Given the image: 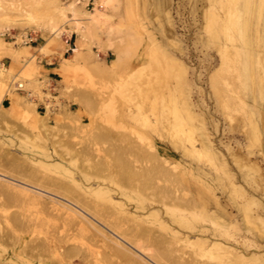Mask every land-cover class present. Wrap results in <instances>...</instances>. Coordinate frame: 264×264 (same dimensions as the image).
I'll return each mask as SVG.
<instances>
[{
  "label": "rangeland",
  "instance_id": "374dc122",
  "mask_svg": "<svg viewBox=\"0 0 264 264\" xmlns=\"http://www.w3.org/2000/svg\"><path fill=\"white\" fill-rule=\"evenodd\" d=\"M20 1L0 0V8L3 5L0 9V24H3L0 25V37L2 36L5 41L3 46L0 43V62L10 71L6 77L4 76L5 79L1 80L7 83V87L10 85L13 89L17 88L15 90L17 95L11 101L7 100L9 95L4 94L5 92L0 97V172L9 176L7 180L0 175V194L2 193L0 195V203H2L0 204V263L65 264L67 261L66 264H140L134 260L130 261L116 249L113 239L117 237L107 227L121 232L127 238L146 247L156 260H164L163 262L167 264H177V262L184 264L181 262L183 258L187 256L188 259L192 258L194 251L193 247L187 245L183 239H174L171 228L179 229L181 235L189 233L193 237L205 236L231 243L240 250L248 246V251H264V235L258 236V233L264 230V223L253 218V214L259 212L264 215V205H262L264 204V9L260 12V0H250L249 4H245V0H222L230 6L233 17L232 19L229 17L231 20L227 21L228 28L225 32L231 34L230 37L234 34L233 42L241 45L239 52L236 53L231 47L224 51L223 56L222 51L217 48L220 35L223 34L224 40L226 39L230 46L232 40L227 39L226 33H222L220 18H213L210 12V7L215 4L220 6L221 0H217V3L216 0H172L170 16L175 33L168 32L169 22L163 15L164 12L157 8L154 0H120L118 7L108 9L110 15L103 17L102 24L94 26L93 36L88 44H80L75 32L69 34L64 30L61 33L63 36L57 37L51 32L42 33L36 25L30 26L16 21L20 8L27 6L26 2H31V0H22L24 4ZM63 1L69 3L72 0ZM92 1L90 7H93ZM10 3L13 4L12 8ZM30 4L27 8L34 9L37 13L45 14L50 10V13L55 12L53 6L50 8L51 5H47L46 2L35 7L33 5L36 4ZM6 6L7 10H5ZM243 6L246 12L249 11V15L243 10ZM11 13L13 15L10 17ZM241 14L243 18L245 17V23L242 21L243 18L241 19ZM6 15L9 17H5ZM12 17L17 19L12 20ZM5 18L8 20L6 21ZM67 19L60 20L59 25L63 26V29L71 28L73 24L69 17ZM6 25L9 27L5 28ZM25 33L26 35L32 33L35 40L25 42ZM173 34L175 38L171 36ZM176 38L181 40L178 41ZM168 42L178 43L182 49L178 46L175 48V44L172 46ZM21 47L23 48L20 49ZM77 50L80 51V56L74 61L73 56ZM114 51H119L121 54V59L117 62L112 61ZM92 52L94 55H90ZM167 53L170 54V59ZM56 55L59 58L60 68L55 69L56 74L53 75L42 64L46 60L49 65L56 64L53 60ZM108 63L111 67L107 65ZM47 78H50L47 83L40 82V80H48ZM18 81L24 83V89L33 90L34 96H30L26 90L18 89ZM27 98H32L37 103L38 113L28 109L30 108L28 105V108H25L28 103ZM20 100L22 103H19ZM16 102L19 103V111L13 108ZM40 130H43L44 134H40L42 133ZM203 130L209 134L218 150L227 157L226 160L231 167L230 172L237 182L246 187L249 195L256 196V201L248 207L249 213L245 209L240 211L238 208V205L241 206L245 202V196L240 192L232 194L230 188L221 184L219 176H225L221 167H217L214 165L215 162H210L206 156L198 155L196 152L189 155L190 158L187 157L183 144L180 145L183 139H186L187 145H190L188 140L200 138L199 134ZM196 143L199 144V141ZM229 147L238 154L240 164L233 160ZM44 149L47 150L44 153L46 156L42 154ZM245 157L249 160L246 161ZM255 164L259 169L255 170ZM166 168H169V174ZM247 175L261 177L257 179L259 178L257 176V183L256 181L253 183L256 179L248 178ZM224 179L226 183L229 181L228 178ZM23 181L45 186L44 188L49 191L69 199L72 197L76 203L80 197L82 204L80 202L78 204L90 213L86 216L93 224L106 232L107 239H104L91 225L79 222L80 218L73 216L69 213L71 212L69 209L55 202L51 193L42 195L39 200L25 195L21 189ZM96 186L107 190L111 200L98 199L93 190ZM223 189H226L227 193L222 191ZM88 198L93 203L90 206L86 204H90V201L85 202ZM93 200L99 203L94 205ZM171 200L177 201L178 205ZM59 206L61 213L58 210ZM51 207L54 210L48 213L52 210ZM74 207L80 209L78 206ZM148 211L158 212L159 220ZM182 212L184 214H181ZM196 213L204 217L201 218ZM176 214L177 217H180V214L187 217L190 227L187 228V225L183 227L179 221L176 222ZM23 215L32 218L28 216V220ZM91 215L101 220L104 225ZM15 216H19V220L16 221ZM20 218L26 221L22 222ZM226 219L233 220L234 223L226 225ZM65 220L69 222L66 223L68 226L64 225ZM12 224L14 227L9 226ZM137 226H140L141 230ZM163 226H166V229ZM143 227L144 229L152 227L150 233L149 229L146 230L148 235ZM134 229L139 232H135ZM75 233L78 235L75 236ZM63 235L67 237L63 238ZM38 237L39 241H37ZM54 237L59 239L58 243L55 242L58 239ZM163 237L169 243H166ZM228 237L231 240H228ZM5 238L9 239L10 244L6 245ZM40 238L43 241L50 239L49 249L46 242L42 243L46 245L44 247L46 249L40 245ZM67 238L69 241H66ZM244 241H246L245 246L242 243ZM55 243L57 245H54ZM31 244L33 248L37 245L36 250H32ZM99 244L104 253L98 249ZM258 244L262 246L261 249L257 247ZM39 245L43 249L39 248ZM112 245L115 249H112ZM177 245L180 249H175ZM55 247L57 248L54 251ZM92 248H95V251ZM187 248L189 251H185ZM29 252L31 255L28 254ZM100 253L102 254L99 255ZM161 253L166 257L163 258ZM41 254L47 257L42 259ZM200 256L199 260L201 263L204 262L203 264L218 262L215 255L213 257L206 253ZM96 257L98 262L95 261ZM107 260L112 262L109 263Z\"/></svg>",
  "mask_w": 264,
  "mask_h": 264
},
{
  "label": "bare ground",
  "instance_id": "6f19581e",
  "mask_svg": "<svg viewBox=\"0 0 264 264\" xmlns=\"http://www.w3.org/2000/svg\"><path fill=\"white\" fill-rule=\"evenodd\" d=\"M13 1V0H12ZM30 1V0H29ZM219 1V0H218ZM217 0H216V3L218 2ZM246 1V3L245 4H249L250 3V0H245ZM244 1V2H245ZM2 2V1H1ZM17 2V1H16ZM19 2V1H18ZM20 2H23L22 0L20 1ZM42 2H46V4L48 5V4H50L49 6H50V8L53 6V8L55 9V12L54 13H50L51 12V10H50V8L48 9V10H50V12L48 11V13H45V14H42V12L41 13H37L34 9H32V10H30L29 8H30V6H31V4L30 3H33V4H36V5H33L34 7L35 6H38V5H40ZM94 4H93V7L91 6L90 7V4H91V0H72L71 2H69V3H66V2H64L63 0H31V2L29 3V2H26L27 3V6H28V4H30L29 5V8H27V6L26 5H22V7H24V8H20V10H19V16L16 18V19H14L13 17V19L12 20H16V21H18V22H22V23H25V24H28V25H36V27L38 28V30H40L42 33H45V32H51V33H53V34H55V36H57V37H60V35H61V33H63L64 32V30L65 31H67V32H69V34H71L72 32H73V34H74V32L75 33H77V40H78V42L80 43V44H82V43H87L88 44V42L90 41V39L92 38V36H93V29H94V26L96 25L97 26V24L99 25V23H101L102 24V22H103V17L105 16V17H108L110 14L108 13V9H111V8H116V7H118L119 6V3H120V0H93L92 1ZM154 2H155V5L157 6V8H159V9H161L163 12H164V16H165V18L167 19V21L169 22V26H170V28H168L170 31H168V32H171V33H175L174 32V29H173V24H172V20H171V16H170V9H171V5H172V0H154ZM212 2V1H211ZM214 2V1H213ZM212 2V3H213ZM3 4H4V2H2ZM7 3V2H6ZM9 3V2H8ZM24 3V2H23ZM11 4V3H10ZM25 4V3H24ZM213 4H215V3H213ZM1 5V4H0ZM6 5H9V4H6ZM12 6H11V8L13 7V4H11ZM19 5V4H18ZM216 5V4H215ZM211 6L210 7V12H211V14H212V16H213V18H216L217 17V19L218 18H220V28H221V30H222V33L224 32V34L226 33L225 32V29H227L228 28V25H227V21L231 18H233L232 16H231V9H230V6L229 5H226V3L224 2V1H222L221 0V2H220V6ZM3 6V5H2ZM2 6H1V8H2ZM10 6V5H9ZM16 6H17V3H16ZM32 6V7H33ZM45 6V5H44ZM210 6V5H209ZM248 6V5H247ZM33 7V8H34ZM0 8V9H1ZM16 7H14L13 9H15ZM40 8V7H39ZM45 8V7H44ZM43 8V9H44ZM48 8V7H47ZM209 8V7H208ZM243 8H244V6H243ZM9 9V8H8ZM38 9V8H37ZM36 9V10H37ZM259 9H260V12H261V10H263L264 9V0H260V5H259ZM4 10V9H3ZM5 10H7V6L5 7ZM4 10V11H5ZM116 10V9H115ZM207 10V9H206ZM205 10V11H206ZM245 12H246V9L244 8L243 9ZM242 10V11H243ZM1 11V10H0ZM3 11V12H4ZM10 11V10H9ZM15 11H16V9H15ZM43 11V10H42ZM112 11V10H111ZM7 12V11H6ZM11 12V11H10ZM46 12V11H45ZM14 13V12H13ZM209 13V12H208ZM248 13V14H247ZM0 14H1V12H0ZM7 14V13H6ZM242 14H243V12H242ZM241 14V15H242ZM246 14L247 15H249V11L248 12H246ZM245 14V15H246ZM11 15H13L12 13L10 14V17H11ZM246 15V16H247ZM1 16H3V13H2V15ZM5 17H9V16H5ZM70 18L72 21H73V24H72V26H71V28H65L64 27V29H63V26H60L59 24H61L60 23V20L62 21V20H64V19H67V18ZM230 17V18H229ZM240 17V16H239ZM239 17H238V19H239ZM4 18V17H3ZM110 18V17H109ZM210 18H211V15H210ZM243 18V15H242V17H241V19ZM245 18V17H244ZM244 18H243V22L245 23V21H244ZM7 18H5V20H6ZM212 19V18H211ZM230 19V20H231ZM8 20V19H7ZM6 20V21H7ZM12 20H11V22H12ZM68 20V19H67ZM235 20V19H234ZM240 20V19H239ZM68 21H70V20H68ZM210 21V20H209ZM213 21V20H212ZM217 21H219V20H217ZM215 22V21H214ZM234 23H235V21H233ZM240 22V21H239ZM7 23V22H6ZM21 23V24H22ZM70 23H72V22H70ZM210 23V22H209ZM242 23V22H241ZM240 23V24H241ZM211 24V23H210ZM210 24H208V26L210 25ZM213 25H214V23H212ZM216 24V23H215ZM231 24V23H230ZM236 24V23H235ZM237 24H239V23H237ZM0 25H3V24H0ZM64 25V24H63ZM68 25V26H69ZM242 25V24H241ZM15 26V25H14ZM25 26V25H24ZM66 26V25H65ZM216 26V25H215ZM215 26H214V28H215ZM219 26V25H218ZM237 26V25H236ZM9 27V25L7 26L6 25V27L5 28H8ZM11 27V26H10ZM99 27V26H98ZM97 27V28H98ZM243 27H244V25H243ZM2 28V27H1ZM213 28V27H212ZM218 28V27H217ZM220 28H219V30H220ZM230 28V27H229ZM3 29V28H2ZM37 30V31H38ZM218 30V29H217ZM218 30V31H219ZM212 31H213V29H212ZM216 31V30H215ZM218 31H216V32H218ZM226 31H228V30H226ZM66 32V33H67ZM220 33H221V31H219ZM230 32V31H229ZM228 32V33H229ZM2 33H3V31H2ZM171 33H169V34H171ZM220 33H217V34H220ZM25 35H26V33H25ZM230 35L231 34H227L226 33V37H227V39H230V41L232 40V45L230 46V44H228L225 40H224V37H223V34L222 35H220V40L218 41L219 43V46L217 47L218 49H219V51L221 50L222 51V56H223V53L225 54V52L227 51V50H229L231 47H233V50L237 53V52H239V48H241V45H240V43H234L233 41H234V39H235V37H233L234 36V34H233V36H231L230 37ZM61 36H63V35H61ZM109 36V35H108ZM173 38H175L174 36V34L173 35H171ZM108 38V37H107ZM171 38V37H170ZM173 38H171V39H173ZM180 38V37H179ZM61 39V38H60ZM110 39V38H109ZM178 41H180L178 38H176ZM15 40V39H14ZM169 40V39H168ZM244 40V39H243ZM25 41V40H24ZM174 41V40H173ZM5 41L3 40V38H2V36L0 37V43L2 44V46H3V43H4ZM26 42V41H25ZM175 42V41H174ZM15 43V42H14ZM13 43V44H14ZM169 43V42H168ZM171 43V42H170ZM169 43V44H170ZM217 43V42H216ZM0 44V45H1ZM109 44H111V43H109ZM173 44H175V48H177V46L180 48V49H182L181 48V46H180V44H176V43H173ZM173 44H170V45H172L173 46ZM246 44V43H245ZM157 46H158V44H156ZM182 45V44H181ZM17 46V45H16ZM1 47V46H0ZM163 47V46H162ZM4 48V47H3ZM2 48V49H3ZM23 47H21L20 49H22ZM88 48V47H87ZM159 48H160V46H159ZM164 48V47H163ZM162 48V49H163ZM178 48V49H179ZM6 49H7V47H6ZM14 50V49H13ZM164 50V49H163ZM2 51V50H1ZM3 51H5V48H4V50ZM8 51V50H7ZM15 51V50H14ZM13 51V52H14ZM225 51V52H224ZM16 52V51H15ZM163 52H165V51H163ZM168 52V51H167ZM94 55V53L92 52L90 55ZM97 54V53H96ZM168 54V53H167ZM22 55V54H21ZM165 55V54H164ZM169 55L170 54H168V58H169ZM19 56V55H18ZM79 56H80V51L79 50H77L76 52H75V54H74V56H73V58H74V61L75 60H77L78 58H79ZM173 56V55H172ZM175 57V56H174ZM93 58V57H92ZM96 58V57H95ZM121 59V54H120V52L119 51H114L113 52V57H112V61H119ZM170 59V58H169ZM173 59V58H172ZM97 60V59H96ZM100 60H101V58H100ZM180 60V59H179ZM224 60V59H223ZM34 61V60H33ZM94 61V60H93ZM173 61H175V59H173ZM178 61V60H177ZM31 62H32V60H31ZM71 62V61H70ZM14 63V62H13ZM97 63V62H96ZM96 63H94V64H96ZM103 64V63H102ZM179 64H180V61H179ZM182 64H183V62H182ZM105 65V64H104ZM109 67H111V64H107ZM181 65V64H180ZM13 67V66H12ZM101 67V66H100ZM186 67V66H185ZM184 67V68H185ZM103 68V67H102ZM106 68V67H105ZM217 70V69H216ZM9 69L8 68H6L4 65H3V63L2 62H0V97H2L3 96V93L4 94H6L7 93V100L9 101H11L12 99H14V97H16V95H17V92L15 91L17 88L15 87V89H13V87H11L10 85L7 87L6 86V84L7 83H5L3 80H1L2 78H4V76L6 77V75H8L9 74ZM211 73V72H210ZM212 74V73H211ZM211 76H213V75H211ZM210 77V76H209ZM215 78V77H214ZM5 79V78H4ZM48 80H46V79H44V80H40V82L41 83H43L44 84V82L45 83H47V81H49V79L50 78H47ZM13 80V79H12ZM213 80V79H212ZM19 82V81H18ZM16 85V84H15ZM19 85H22V86H24V83L23 82H19L18 83V87H19ZM47 87H49V84L47 85ZM29 90V89H28ZM33 90H30L29 91V95L30 96H32L34 93L32 92ZM40 93V92H39ZM47 93V92H46ZM38 95H40V94H38ZM21 96V95H20ZM26 96V95H25ZM34 96V95H33ZM51 97V96H50ZM20 98H22L23 99V96H21ZM24 100V99H23ZM22 100V101H23ZM15 101V100H14ZM17 101V100H16ZM26 102H28L27 104H26ZM24 104H26V107L25 108H28V107H30V108H28V109H31L32 111H35L36 113H38L37 112V108H36V102L34 101V99H32V98H30V99H28L27 98V101H26ZM12 103H14V102H12ZM19 103H22L21 102V100L19 101ZM19 103L18 102H16V104H15V106L13 107L14 109H16V110H20V106H19ZM27 105H28V107H27ZM205 105V104H204ZM48 106V105H47ZM49 107V106H48ZM202 107V106H201ZM51 108V107H50ZM203 108H204V106H203ZM53 109V108H52ZM51 109V110H52ZM23 112V111H22ZM46 115V114H45ZM27 117H29V115H26ZM48 117V116H47ZM47 117H45V119L47 118ZM32 119V118H31ZM42 119H43V116H42ZM33 120V119H32ZM46 122V121H45ZM44 126H46V125H44ZM36 127V126H35ZM39 130V129H38ZM42 131V133H40V134H44L43 133V130H40V132ZM208 131V130H207ZM38 132V131H37ZM40 136V135H39ZM42 136V135H41ZM199 136H200V138H193V139H191V140H188L189 141V143H190V145H187V143H186V139H183L182 141L180 140V139H177V140H180L181 142H180V145H182L183 147H184V150H185V153H187L188 155H187V157L189 156V155H191L192 153L193 154H198V155H203V156H206L207 157V160H209L210 162H215L214 163V165H216L217 167H221L223 170H224V174H225V176L224 177H222V176H219V178H220V181H221V184L222 185H224L225 187L227 186L228 187V189L230 188V192L233 194V193H237V192H240L242 195H244L245 197H244V203L241 205V206H239L238 205V208L240 209V211H242V210H244L245 209V211H247L248 210V207H249V205H251V203L252 202H254V201H256V196H253L252 194L251 195H249L248 193H247V190H246V187H244L242 184H239V182H237V180H236V178H234V175L230 172L231 170V167H229V164H228V161L226 160L227 159V157H225L219 150H218V148H217V146L215 145V143H214V141L212 140V138L209 136V134L205 131V130H203V131H201L200 132V134H199ZM180 138V137H179ZM220 138H222V137H220ZM172 141V140H171ZM196 141H199V144H197L196 143ZM217 141V140H216ZM229 141V140H228ZM150 142V141H149ZM222 142H223V140H222ZM173 143V142H172ZM182 143V144H181ZM174 144V143H173ZM179 144V143H178ZM229 144V143H228ZM232 144V143H231ZM175 145V144H174ZM233 145V144H232ZM137 146V145H136ZM140 146H142V145H140ZM172 146V145H171ZM234 146V145H233ZM173 147H175V146H173ZM172 147V148H173ZM137 148V147H136ZM145 148V147H144ZM176 148H178V147H176ZM230 148V154H231V156L233 157V160L235 159V161H238V163L240 164V160H239V156H238V154L231 148V147H229ZM139 149H140V147H139ZM180 149V148H179ZM178 149V150H179ZM240 150H241V147L239 148ZM137 150V149H136ZM141 150L144 152V150L141 148ZM146 150V149H145ZM243 150V149H242ZM251 149H249V151H250ZM45 151H47V150H45L44 149V152H42V154H44V153H46ZM137 151H139V150H137ZM157 151V150H156ZM227 151V152H228ZM238 151V150H237ZM247 151V150H246ZM136 152V151H135ZM143 152H140L141 154L143 153ZM147 152V151H146ZM183 152V151H182ZM196 152V153H195ZM225 152V151H224ZM239 153H240V151H239ZM259 153V152H258ZM261 153V152H260ZM48 154L49 153H47V156H48ZM138 154V153H137ZM144 154V153H143ZM151 154V153H150ZM243 154V153H242ZM241 154V155H242ZM45 155V154H44ZM147 155V154H146ZM153 155V154H152ZM186 155V154H185ZM250 155V154H249ZM248 155V156H249ZM46 156V155H45ZM141 156V155H140ZM243 156H244V154H243ZM251 156V155H250ZM142 157H146V156H142ZM148 157H149V155H148ZM162 157H163V155H162ZM161 157V158H162ZM167 158V157H166ZM189 158H190V156H189ZM241 158V157H240ZM243 158V157H242ZM241 158V159H242ZM247 157H245V159H246ZM231 159V158H230ZM245 159H244V161H245ZM166 160H168V159H166ZM201 160V159H200ZM219 160V161H218ZM247 160H249V159H246V161ZM254 161H256V160H254ZM254 161H252V163L254 162ZM161 162H162V160H161ZM233 163H234V161H233ZM237 163V162H236ZM242 163V162H241ZM252 163H249V165L250 164H252ZM199 164V163H198ZM246 164H248L247 162H246ZM161 165V164H160ZM235 165H237V164H235ZM254 165V164H253ZM256 165V164H255ZM58 166H60V165H58ZM163 166H166L167 167V165H163ZM163 166H162V170L164 169L163 168ZM175 166V165H174ZM203 166V165H202ZM231 166V165H230ZM240 166H242V165H240ZM204 167V166H203ZM243 167V166H242ZM248 167V166H247ZM253 167V166H252ZM205 168V167H204ZM220 168V169H221ZM237 168H239L238 166H237ZM256 168H257V165L255 166V170H256ZM167 170H166V172H168V170H169V168H166ZM199 169V168H198ZM201 169V168H200ZM249 169H251V167L249 166ZM257 169H259V168H257ZM136 170V169H135ZM238 170H240V169H238ZM244 170V169H243ZM163 172H164V170H163ZM242 172V171H241ZM234 173V172H233ZM246 173V172H245ZM258 173H260V172H258ZM168 174H169V172H168ZM243 174V173H242ZM247 174V173H246ZM0 175L4 178V179H7L8 180V178H9V176L8 175H6L5 173H2V172H0ZM201 175V174H200ZM238 175V174H237ZM244 175V174H243ZM248 175H249V173H248ZM248 175H247V177H248ZM261 175V174H260ZM8 176V177H7ZM207 176V175H206ZM245 176V175H244ZM258 176V175H257ZM257 176H249L248 178H252V179H256L257 178ZM175 177V176H174ZM205 177V176H204ZM212 177V176H211ZM259 177V176H258ZM261 177V176H260ZM260 177L259 178H257V179H260ZM12 178V177H11ZM10 178V179H11ZM224 178H228L229 179V181H228V179H226L228 182L226 183L225 182V179ZM14 179V178H13ZM176 179V178H175ZM257 179L256 180H254L253 181V183L256 181V183H257ZM217 180H218V178H217ZM250 180V179H249ZM5 181V180H4ZM11 181H12V179H11ZM15 181H17V180H15ZM220 181H218V185L220 186ZM246 181V180H245ZM9 183V182H8ZM13 183V182H12ZM15 184V183H14ZM19 184V183H18ZM77 184V183H76ZM3 185H4V183H3ZM3 185H2V187H3ZM174 185V184H173ZM221 185V186H222ZM247 185V184H246ZM259 185H260V183H259ZM8 186H10V185H8ZM102 186V185H101ZM220 186V187H221ZM257 186V185H256ZM261 186H263V185H261ZM1 187V186H0ZM18 187V186H17ZM45 186H43V187H41V185L39 186V185H36L35 183H32V182H29V181H23V184H22V187H21V189H22V192L25 194V195H27L28 197H30V198H32V199H34V200H39V197H41L42 195H44V194H46V193H48V194H52V198H54L53 200L55 201V202H58V203H60V204H62L64 207H66L67 209H69L71 212H69L70 214L72 213V215L73 216H78L79 218H80V221L79 222H82V224L84 223V224H87V225H91L95 230H97L99 233H100V235L104 238V239H107V234H106V232L104 231V230H102L99 226H97V225H95V224H93V222L91 221V219L90 218H88L86 215H90V213L88 212V211H86V209H84V208H82L81 207V205H79L78 204V202H80V200H82V199H80V197H79V201L76 203V201H73V199H72V197H71V199H69V198H66V197H63V196H61V195H58L57 193H54V192H52V191H49L48 189H46V188H44ZM90 187V186H89ZM103 187V186H102ZM175 187V186H174ZM178 187V186H177ZM176 187V188H177ZM224 187V188H225ZM251 187V186H250ZM80 188V187H79ZM109 188V187H108ZM173 188V187H172ZM171 188V189H172ZM223 187H221V189H222ZM259 188H261V187H259ZM258 188V189H259ZM8 189V188H7ZM107 189V188H106ZM160 189V188H159ZM171 189H169L170 191H171ZM227 189V190H228ZM251 189H253L252 187H251ZM256 189V188H255ZM94 190V192H95V194H96V196L98 197V199L99 198H109L110 199V197H109V194H108V191L107 190H105L104 188H101V187H99V186H96V188H94L93 189ZM154 190V189H153ZM176 190V189H175ZM260 190V189H259ZM6 191V190H5ZM15 191V190H14ZM56 191V190H55ZM155 191H156V189H155ZM222 191H226V189H223ZM7 192V191H6ZM119 192H121V190L119 191ZM152 192H154V191H152ZM3 193H5V192H3ZM84 193V192H83ZM177 193V192H176ZM180 193V192H179ZM226 193H227V191H226ZM239 193V194H240ZM2 194V193H1ZM0 194V195H1ZM7 194H10V193H8L7 192ZM12 194V193H11ZM16 194V193H15ZM66 194V193H65ZM82 194V193H81ZM85 194V193H84ZM94 194V193H93ZM112 194V193H111ZM117 194H119V193H117ZM130 194V193H129ZM151 194V193H150ZM172 194V193H171ZM224 194V193H223ZM240 194V195H241ZM67 195V194H66ZM156 195V194H155ZM159 195V194H158ZM177 195H179V194H177ZM235 195V194H234ZM85 196H87L86 194H85ZM85 196H84V198H85ZM94 196V195H93ZM125 196H127V194L125 195ZM152 196V195H151ZM160 196V195H159ZM159 196H157V197H159ZM175 196V195H174ZM20 197V196H19ZM68 197H69V195H68ZM78 197V196H77ZM81 197H83V195H81ZM89 197V196H88ZM118 197H120V196H118ZM129 197V196H128ZM156 197V196H155ZM177 197H179V196H177ZM176 197V198H177ZM220 197V196H219ZM260 197V196H259ZM76 198V197H75ZM152 198V197H151ZM160 198V197H159ZM165 198V197H164ZM170 198V197H169ZM218 198V197H217ZM86 199V198H85ZM85 199H83V200H85ZM90 198H88V200H85V202L86 201H90L89 200ZM109 199H107V201L109 200ZM130 199V198H129ZM171 199V198H170ZM178 199V198H177ZM176 199V200H177ZM222 199V198H221ZM220 199V200H221ZM237 199V198H236ZM64 200H65V202H64ZM106 200V199H105ZM111 200V199H110ZM124 200V199H123ZM141 200H142V197H141ZM154 200V199H153ZM183 200V199H182ZM181 200V201H182ZM185 200H187V199H185ZM224 200V199H223ZM233 200H235V199H233ZM94 201V205H95V203H97V202H95V200H93ZM146 201V200H145ZM160 201V200H159ZM172 201V200H171ZM112 202V201H111ZM168 202H169V200H168ZM186 202V201H185ZM234 202V201H233ZM260 202H261V200H260ZM40 203V202H39ZM48 203V202H47ZM46 203V205H48ZM49 203H50V201H49ZM99 203V202H98ZM121 203V202H120ZM148 203V202H147ZM146 203V204H147ZM154 203V202H153ZM152 203V204H153ZM172 203H175V205L177 204V201H175V202H173L172 201ZM179 203V202H178ZM189 203V202H188ZM219 203V202H218ZM232 203V202H231ZM256 203V202H255ZM262 203V202H261ZM1 205H2V203H0ZM28 204V203H27ZM32 204V203H31ZM30 204V205H31ZM34 204V203H33ZM80 204H82V201L80 202ZM85 204V203H84ZM87 205H91V204H93L92 203V200L90 201V204H88V203H86ZM85 204V205H86ZM101 204V203H100ZM105 204H107V203H105ZM113 204V203H112ZM115 204V203H114ZM126 204H128V203H126ZM167 204V203H166ZM169 204H171L170 202H169ZM180 204H181V202H180ZM253 204V203H252ZM257 204V203H256ZM34 205H36V204H34ZM55 205V204H54ZM78 206L80 209H78V208H75L74 206ZM133 205V204H132ZM142 205H144L143 203H142ZM174 205V204H173ZM173 205H171V206H173ZM178 205V204H177ZM236 205V204H235ZM258 205V204H257ZM256 205V206H257ZM262 205H264L263 203H262ZM38 206V205H37ZM49 207H50V205H48ZM102 206V205H101ZM139 206H140V204H139ZM184 206L186 207V205L184 204ZM203 206V205H202ZM49 207H47V208H49ZM98 207V206H97ZM100 207V206H99ZM98 207V208H99ZM102 207H104V206H102ZM106 207V206H105ZM123 207V206H122ZM143 207V206H142ZM168 207H169V205H168ZM213 207V206H212ZM211 207V208H212ZM45 208H46V206H45ZM93 209H94V207H92ZM101 208V207H100ZM108 208V207H107ZM109 208H111V207H109ZM120 208V207H119ZM145 208H147L146 206H145ZM170 208V207H169ZM168 208V209H169ZM175 208H177V207H175ZM179 208H181V205H179ZM190 208V207H189ZM229 208V207H228ZM51 209H52V207H51ZM60 209V206H59V208H58V210ZM62 209V208H61ZM122 209V208H121ZM137 209V208H136ZM142 209V208H141ZM154 209V208H153ZM152 209V210H153ZM156 209V208H155ZM171 209V208H170ZM188 209V208H187ZM191 209V208H190ZM195 209V208H194ZM251 209V208H250ZM46 210V209H45ZM54 209H52V210H49L50 212H48V213H51V211H53ZM88 210V209H87ZM103 210V209H102ZM151 210V211H152ZM166 210V209H165ZM174 210V212H176L175 211V209H173ZM238 210V209H237ZM60 211V210H59ZM62 211V210H61ZM61 211H60V213H61ZM128 211V210H127ZM147 211V210H146ZM149 212V213H151V215L153 214V216L155 215V217L159 220V215H158V212ZM167 211V210H166ZM170 211V210H169ZM179 211V210H178ZM184 211V210H183ZM186 211H188V210H186ZM185 211V212H186ZM192 211H193V209H192ZM191 211V212H192ZM216 211V210H215ZM244 211V212H245ZM258 211V210H257ZM64 212V215H65V211H63ZM101 213H102V211H100ZM100 212H99V214H100ZM142 212V211H141ZM181 212V211H180ZM179 212V213H180ZM189 212V211H188ZM197 212V211H196ZM209 213L211 212V211H208ZM55 213V212H54ZM53 213V214H54ZM60 213H58V214H60ZM103 213H104V211H103ZM109 213V212H108ZM170 213H172L171 211H170ZM240 213V212H239ZM247 213H249V211H247ZM52 214V215H53ZM181 214H184L183 212L181 213ZM180 214V217H177V214H176V217H177V219L175 218V221L177 222V221H179L180 222V224L183 226V227H185L186 225H187V228H188V226L190 227V225H189V222H188V218L187 217H185L184 215H181ZM197 214V213H196ZM213 214V213H212ZM51 215V216H52ZM63 215V214H62ZM68 215V214H67ZM101 215V214H100ZM150 215V214H149ZM198 215V214H197ZM248 215V214H247ZM26 215H23V217H25ZM29 215H27L25 218H27ZM53 216H55V215H53ZM91 216H93V215H91ZM102 216H104V215H102ZM106 216V215H105ZM108 216V215H107ZM109 216H110V213H109ZM146 216H147V214H146ZM152 216V217H153ZM188 216V215H187ZM199 216V215H198ZM197 216V217H198ZM243 216V215H242ZM15 217H17V216H15ZM14 217V218H15ZM19 217V216H18ZM15 218L16 219V221L17 220H19V218ZM20 217H22V215L20 216ZM31 216H29V218H30ZM50 217V216H49ZM56 218H57V216H55ZM60 217V216H59ZM64 217V216H63ZM67 217H69V215L67 216ZM114 217V216H113ZM140 217H142V216H140ZM199 217H201V218H203L202 217V215L201 216H199ZM208 217V216H207ZM25 218H22V219H25ZM32 218V217H31ZM30 218V219H31ZM70 218V217H69ZM93 218H95L94 216H93ZM147 218H149V217H147ZM164 218V217H163ZM233 218V217H232ZM253 218H256L257 220H259L260 222H262V223H264V215L262 214V213H257V214H253ZM28 219V218H27ZM44 219V218H43ZM46 219H48L47 217H46ZM46 219L44 220V221H46ZM50 219V218H49ZM66 219V218H65ZM108 219V218H107ZM117 219V218H116ZM172 219V218H171ZM191 219V218H190ZM234 219V218H233ZM4 220V219H3ZM29 220V219H28ZM33 220V219H32ZM31 220V221H32ZM61 221H62V219H60ZM67 220H70V219H67ZM77 220V219H76ZM95 220H97L99 223H101V224H103L102 222H101V220H99V219H97V218H95ZM144 220H145V218H144ZM20 221H26V220H21V218H20ZM30 221V222H31ZM105 221V220H104ZM109 221V220H108ZM162 221H163V219H162ZM225 221V220H224ZM32 222H34V221H32ZM47 222H48V220H47ZM139 222V221H138ZM161 222V221H160ZM220 222V221H219ZM237 222V221H236ZM18 223H20L19 221H18ZM35 223V222H34ZM66 223H69V222H67L66 220H65V223H64V225L66 224ZM115 223V222H114ZM120 223V222H119ZM163 223H165V222H163ZM231 223H234V221L233 220H230V219H226V222H225V224L226 225H229V224H231ZM1 224V223H0ZM22 224V223H21ZM61 224H63L62 222H61ZM81 224V223H80ZM79 224V225H80ZM166 224V223H165ZM165 224H163V225H165ZM29 226H30V223L28 224ZM35 225V224H34ZM33 225V226H34ZM44 225H47V224H44ZM67 225V224H66ZM65 225V226H66ZM72 225H73V223H72ZM104 225V224H103ZM112 225V224H111ZM140 225V224H139ZM168 225V224H167ZM9 226H13L14 227V225L12 224V225H9ZM26 226V225H25ZM24 226V227H25ZM31 226H32V223H31ZM36 226H38V224L36 225ZM62 226V225H61ZM64 226V227H65ZM68 226V225H67ZM75 226V225H74ZM73 226V227H74ZM160 226H161V224H160ZM221 226H223V224L221 225ZM245 226H247V225H245ZM2 227V229H3V225L1 226ZM16 227V226H15ZM47 227V226H46ZM69 227H70V225H69ZM72 227V226H71ZM82 227V226H81ZM83 227H84V225H83ZM88 227V226H87ZM113 227V226H112ZM138 227H140V226H137V228ZM164 227V226H163ZM166 227V226H165ZM164 227V228H165ZM226 227V226H225ZM229 227V226H228ZM227 227V228H228ZM248 227V226H247ZM26 228V227H25ZM38 228V227H37ZM42 228V227H41ZM134 227L132 226V229H133ZM137 228H136V230H137ZM152 228V227H151ZM150 227L148 228V227H146V229H144V227L142 228V229H144L145 231L147 230L148 231V229H149V233H150V229H151ZM200 228V227H199ZM204 228V227H203ZM218 228V227H217ZM6 229V228H5ZM12 229V228H11ZM16 229V228H15ZM64 229H66V227L64 228ZM71 229V228H70ZM107 229L109 230V231H111V233L115 236V237H117V239H113V241L115 242V245H116V249L117 250H119L122 254H123V256H125V257H127V259H130V261L131 260H134V261H136V262H138V263H140V264H167V263H164L163 261H160V260H156L155 259V256L153 255V254H151L148 250H147V248L146 247H144V246H142V245H140V244H138L137 242H135L134 240H131V239H129V238H127V236L126 235H123L121 232H118L117 230H113V229H111V228H109V227H107ZM166 229V228H165ZM172 229V234H173V236H174V239H178V240H180V239H183L186 243H187V245H189V246H192L193 247V255H192V253H191V255H192V258H190V259H188V253H187V255H185V256H187V258H183L182 256V258H183V260L181 261L182 263H184V264H203V263H201L200 262V260L199 259H201V256L200 255H203L204 256V254H206V253H208V254H210V255H215L216 257H217V259L216 260H218V262H216L217 264H264V251L262 250V251H248V246H245L246 245V241H244V242H242L243 244H244V246H245V249L243 248V250H240L238 247H236V246H234V245H231V243H226V242H223V241H221V240H213V239H210V238H208V237H205V236H203V237H201V236H196V235H194V237H193V235H190L189 233H187V234H184V235H181V231L179 230V229H173V228H171ZM264 229V228H263ZM44 230V229H43ZM43 230H42V232H43ZM63 230V229H62ZM61 230V231H62ZM73 230V229H72ZM72 230H71V232H72ZM125 230V229H124ZM135 229H134V231L135 232H139V231H136ZM139 230H141V227H140V229ZM143 230V231H144ZM195 230V229H194ZM201 230H204V229H201ZM7 231V230H6ZM13 231H14V229H13ZM16 231V230H15ZM70 231V230H69ZM68 231V232H69ZM77 230H75V232H76ZM82 231V230H81ZM142 231V232H143ZM145 231L143 232V233H145ZM147 231H146V233H147ZM209 231V230H208ZM207 231V232H208ZM263 232L262 233H258V236L260 235V236H262V235H264V230H262ZM12 232V231H11ZM48 232H52V231H48ZM47 232V233H48ZM57 232V231H56ZM58 232H59V230H58ZM58 232L56 233V234H58ZM62 232H64V231H62ZM67 232V233H68ZM202 232V231H201ZM218 232V231H217ZM223 232V231H222ZM227 232V231H226ZM2 233V232H1ZM7 233V232H6ZM37 233V232H36ZM61 233V232H60ZM83 233V232H82ZM110 233V234H111ZM228 233H229V231H228ZM245 233V232H244ZM13 234V233H12ZM20 234V233H19ZM62 234V233H61ZM72 234H73V232H72ZM76 234L77 233H75V236H76ZM128 234V233H127ZM138 234V233H137ZM142 234V233H141ZM213 234V233H212ZM221 234V233H220ZM224 234V233H223ZM223 234H221V235H223ZM2 235V234H1ZM47 235H50V234H47ZM55 235V234H54ZM68 235V234H67ZM78 235V234H77ZM83 235V234H82ZM96 235V234H95ZM94 235V236H95ZM98 235V234H97ZM146 235V234H145ZM147 235H148V233H147ZM220 235V236H221ZM5 236V235H4ZM7 236H8V234H7ZM11 236V235H10ZM28 236V235H27ZM62 236V235H61ZM71 236H73V235H71ZM81 236V235H80ZM91 236V235H90ZM90 236H89V238H90ZM93 236V235H92ZM110 236V235H109ZM142 236V235H141ZM140 236V237H141ZM150 236V235H149ZM156 236V235H155ZM219 236V235H218ZM258 236H257V238H258ZM49 237H51V236H49ZM57 237V236H56ZM67 236L65 235V237H64V235H63V238H66ZM69 237V236H68ZM82 237V236H81ZM96 237V236H95ZM224 237V236H223ZM234 237V236H233ZM2 238V237H1ZM10 238V237H9ZM43 238V237H42ZM42 238H40L41 239V244H40V242H39V244L40 245H43L42 243H44L45 244V242H46V244H47V246H48V240H50L49 238H47L46 240L47 241H43L42 240ZM45 238V237H44ZM43 238V239H44ZM55 238V237H54ZM58 238H59V236H58ZM58 238H55L56 240L58 239ZM71 238V237H70ZM84 238H85V236H84ZM237 238V237H236ZM5 239H7V238H5ZM17 239V238H16ZM37 239V238H36ZM36 239H35V241H34V243L36 242ZM52 239V238H51ZM94 239V238H93ZM139 239V238H138ZM160 239H161V237H160ZM163 239H164V237H163ZM163 239L161 240V241H163ZM170 239V238H169ZM260 239V238H259ZM2 240V239H1ZM8 240L9 239H7V242L5 241V243H6V245H7V243H9L8 242ZM61 240V239H60ZM62 240H65V239H62ZM69 241V238H67L66 239V241ZM71 240V239H70ZM92 240V239H91ZM96 240V239H95ZM149 240H150V238H149ZM168 240V239H167ZM228 240H231L229 237H228ZM32 241V240H31ZM37 241H39V237H38V240ZM43 241V242H42ZM52 241H53V239H52ZM76 241V240H75ZM82 241V240H81ZM102 241V240H101ZM148 241V240H147ZM164 241H165V239H164ZM182 241V240H181ZM18 242H19V240H18ZM17 242V243H18ZM55 242H59V239L57 240V241H55ZM77 242V241H76ZM93 242V241H92ZM99 242V241H98ZM150 242H151V240H150ZM158 242H160V240H158ZM166 243H169V242H167V241H165ZM177 242V241H176ZM16 243V244H17ZM32 243V242H31ZM38 243V242H37ZM54 243V242H53ZM83 243V242H82ZM99 243H101V242H99ZM179 243V242H178ZM182 243V242H181ZM238 243V242H237ZM10 244V243H9ZM91 244V243H90ZM97 244V243H96ZM96 244L94 245L95 247H96ZM103 244H104V240H103ZM103 244H101V245H103ZM110 244V243H109ZM250 244V243H249ZM34 245V244H33ZM40 245H39V248H44L45 246L43 245L42 247H40ZM54 245H57L56 243L54 244ZM77 245V244H76ZM80 244H78V246H79ZM98 245V244H97ZM106 245H107V243H106ZM114 245V244H113ZM112 245V246H113ZM149 245V244H148ZM171 245V244H170ZM253 245V244H252ZM0 246H1V244H0ZM15 246V245H14ZM36 246L37 245H35V248H36ZM68 246V245H67ZM66 246V247H67ZM77 246V247H78ZM82 246H83V244H82ZM89 246V245H88ZM176 246V245H175ZM243 246V245H242ZM30 247H32V244H31V246ZM66 247H65V250H66ZM70 247V244H69V246H68V248ZM81 247V246H80ZM79 247V248H80ZM93 247V246H92ZM99 248V250H101L100 249V244H99V246H98ZM110 247V246H109ZM108 247V248H109ZM131 247V248H130ZM183 247V246H182ZM257 247L258 248H260L261 249V245L260 244H258L257 245ZM35 248H33L32 247V250L34 249V250H36ZM42 248V249H43ZM57 247H55L54 248V251H55V249H56ZM60 248H61V246H60ZM73 248V247H72ZM71 248V249H72ZM101 248H102V246H101ZM7 249V248H6ZM18 249H20V248H18ZM21 249H22V247H21ZM44 249H46V248H44ZM48 249H49V246H48ZM63 249V248H62ZM93 249V251H95L94 249L95 248H92ZM97 249V248H96ZM103 249V248H102ZM107 249V248H106ZM112 249H115L114 248V246H113V248ZM174 249V248H173ZM175 249H180V247L178 248V245H177V248L175 247ZM252 249V248H251ZM24 250V249H23ZM33 250V251H34ZM37 250H39L38 248H37ZM74 250V249H73ZM99 250H98V252H99ZM189 251V249L187 248L185 251ZM33 251H31V252H33ZM46 251V250H45ZM53 251V252H54ZM92 251V252H93ZM102 251V250H101ZM137 251V252H136ZM182 251H184V250H182ZM40 252V251H39ZM42 252H43V250H42ZM50 252V251H49ZM91 252V254H93ZM97 252V251H96ZM97 252V253H98ZM103 253L105 252L104 250L102 251ZM172 252V251H171ZM192 252V251H191ZM85 253V252H84ZM95 253V252H94ZM111 253V252H110ZM175 253V252H174ZM179 254H180V252H178ZM183 253V252H182ZM28 254H30V252L28 253ZM43 254V253H42ZM41 254V255H42ZM47 254H48V252H47ZM61 254H63L62 252H61ZM60 254V255H61ZM81 254V253H80ZM87 254V253H86ZM102 253H100L99 255H101ZM113 254V253H112ZM176 254V253H175ZM190 254V253H189ZM31 255V254H30ZM29 255V256H30ZM82 255V254H81ZM85 255V254H84ZM108 255V254H107ZM115 255V254H114ZM117 255V254H116ZM161 255H162V253H161ZM178 255V254H177ZM190 255V256H191ZM38 256H40V255H38ZM49 256V255H48ZM61 256H63V255H61ZM70 256V255H69ZM87 256V255H86ZM94 256V255H93ZM98 256V255H97ZM103 256H104V254H103ZM102 256V257H103ZM110 256V255H109ZM198 256H200V258L198 257ZM215 256H213V257H215ZM17 257V256H16ZM35 257H36V255H35ZM42 257H44V258H46L47 256H45V255H42L41 256V258ZM56 257V256H55ZM76 257V256H75ZM91 257V256H90ZM89 257V258H90ZM162 257H163V255H162ZM164 257H166V255H164ZM163 257V258H164ZM168 257V256H167ZM176 257H178V256H176ZM20 258V257H19ZM50 258V257H49ZM49 258H47V259H49ZM58 258V257H57ZM61 258V257H60ZM66 258V257H65ZM67 258H69V257H67ZM84 258V257H83ZM97 258V257H96ZM105 258H107V256L105 257ZM110 258H112L111 256H110ZM173 258H175V257H173ZM43 259V258H42ZM86 259H88V258H86ZM95 259V258H94ZM108 259H109V257H108ZM114 259V258H113ZM159 259H161V258H159ZM178 259H179V257H178ZM92 260V259H91ZM97 260V262H98V258L97 259H95V261ZM112 260V259H111ZM58 261H59V259H58ZM65 261V260H64ZM87 261V260H86ZM85 261V262H86ZM104 261V260H103ZM102 261V262H103ZM133 261V262H134ZM180 261V260H179ZM214 261V260H213ZM212 261V262H213ZM1 262V261H0ZM37 262V261H36ZM40 262V261H39ZM67 262V261H66ZM66 262H65V264H66ZM91 262V261H90ZM94 262V261H93ZM99 262H100V260H99ZM107 262H109V260H107ZM112 261H110L109 263H111ZM118 262V261H117ZM121 262V261H120ZM205 262H206V260H205ZM45 263V262H44ZM49 263V262H48ZM106 263V262H105ZM208 263V262H207ZM214 263V262H213ZM0 264H2V263H0ZM4 264V263H3ZM72 264H75V263H72ZM83 264V263H82ZM87 264H89V263H87ZM91 264H93V263H91ZM98 264V263H97ZM107 264V263H106ZM121 264V263H120ZM124 264V263H123ZM133 264V263H132ZM136 264V263H135ZM171 264H173V263H171ZM177 264H178V262H177ZM206 264V263H205Z\"/></svg>",
  "mask_w": 264,
  "mask_h": 264
},
{
  "label": "crops",
  "instance_id": "0c3cea01",
  "mask_svg": "<svg viewBox=\"0 0 264 264\" xmlns=\"http://www.w3.org/2000/svg\"><path fill=\"white\" fill-rule=\"evenodd\" d=\"M53 60H54V62L56 63V64H53L52 63V65L50 64H48L47 63V60L44 62V64H42L45 68H47L48 69V71L51 73V74H53V75H55L56 74V71H55V69H59L60 68V65H59V58H58V56L56 55L54 58H53Z\"/></svg>",
  "mask_w": 264,
  "mask_h": 264
},
{
  "label": "built area",
  "instance_id": "2783aa9c",
  "mask_svg": "<svg viewBox=\"0 0 264 264\" xmlns=\"http://www.w3.org/2000/svg\"><path fill=\"white\" fill-rule=\"evenodd\" d=\"M26 42H32L35 40V37L33 36L32 33H29L25 36V39H24ZM18 89L20 90H26L24 89V87L22 85H19ZM28 93H29V90H26Z\"/></svg>",
  "mask_w": 264,
  "mask_h": 264
}]
</instances>
